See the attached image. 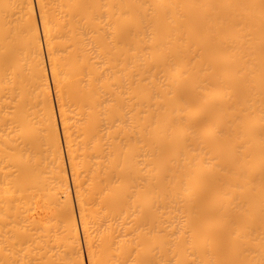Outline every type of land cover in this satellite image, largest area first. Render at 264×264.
<instances>
[{
	"label": "bare ground",
	"instance_id": "obj_1",
	"mask_svg": "<svg viewBox=\"0 0 264 264\" xmlns=\"http://www.w3.org/2000/svg\"><path fill=\"white\" fill-rule=\"evenodd\" d=\"M35 2L0 0V264H86L78 221L89 264H264V0Z\"/></svg>",
	"mask_w": 264,
	"mask_h": 264
},
{
	"label": "rangeland",
	"instance_id": "obj_2",
	"mask_svg": "<svg viewBox=\"0 0 264 264\" xmlns=\"http://www.w3.org/2000/svg\"><path fill=\"white\" fill-rule=\"evenodd\" d=\"M34 3H35L36 17H37L38 22H39V20H40L39 19V13H38V9H37L35 0H34ZM40 33H41V28H40ZM42 42H43V38H42ZM43 52H44V60H45L46 66H47V74H48V77L50 78V87H51L50 90H51L52 102L54 104V109L56 111L57 122H58V130H59L60 138H61V141H62V152H63V155H64L66 171L68 173V180H69V185H70V190H71L72 203H73V206H74V211L76 213V216L78 217L77 207H76V200H75V193H74V188H73L72 178H71V171H70L68 157H67V154H66V148H65L63 133H62L61 125H60L58 109H57V104H56V99H55V91H54V88H53V85H52L51 76H50V73H49L48 59H47V54H46L44 43H43ZM47 205H48L47 204V199L45 197H43V195L39 191V193L36 194V197H35V199L33 201L32 207L30 208V212L34 213V212L39 211L41 209H43V210L45 209L46 210ZM42 220H44L43 216H42L40 221H42ZM39 224L40 225H44V223H39ZM78 227H79V236H80V242H81V247H82V253H83V256H84V261H85L86 264H89L87 251H86V248H85V243H84V238H83V233L81 231V226L79 225V221H78Z\"/></svg>",
	"mask_w": 264,
	"mask_h": 264
}]
</instances>
